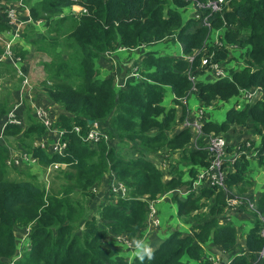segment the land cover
I'll return each mask as SVG.
<instances>
[{"label":"trees","instance_id":"1","mask_svg":"<svg viewBox=\"0 0 264 264\" xmlns=\"http://www.w3.org/2000/svg\"><path fill=\"white\" fill-rule=\"evenodd\" d=\"M9 1L0 0V33L9 30L5 21ZM207 1L218 0H78L85 12L73 13L68 9L71 0H24L33 21L27 32L34 33L38 21V27L46 28L35 41L34 57H44L48 63L40 64L44 78L39 93L59 108L56 118L50 116L53 128L62 131L65 147L62 154L33 147L38 139L51 137L32 114L23 124L21 108L17 111L21 124H8L0 132V162L7 156L1 143L15 141L18 135L20 151L31 154L40 168L61 165L54 172H58V186L50 192L33 181L38 177L31 171L28 180H14L5 176L0 165V264H140L136 258L123 257L112 241L143 238L149 202L169 193H173L177 218L189 232L173 231L144 264H214L208 254H232L241 239L243 251L228 264H264L260 256L264 250V193L252 200L255 214L246 232L227 216L229 191L248 180L250 164L257 162L264 169V0H228L229 10L211 15L212 29L224 32L218 39L221 45L209 41L210 29L199 20L181 16L191 3ZM196 11L208 16L204 9ZM169 42L180 44L184 56L193 57L192 63L154 50ZM21 44L14 47L15 55L24 58L28 50ZM5 45V39L0 40V57ZM231 46L239 50V67L229 69L224 79L203 80L209 66H201V60L226 66ZM120 49L145 51L135 62L141 79H131L116 90L113 76L99 78L97 67L100 61L107 62L105 55ZM8 64L3 61L0 67L9 68ZM192 77L197 79L192 98L200 107L235 99L220 124L203 121L205 133L217 136L246 130L255 136H244L234 147H227L228 159L244 152L223 168L227 192L208 182L193 188L199 170L209 166V155L193 148L190 131L180 125L186 110L178 100L191 90ZM167 91L175 97L173 105L184 109L178 120L175 106L164 107ZM253 91L259 96L256 101H241L243 92ZM9 109L10 105L0 103V129ZM90 120L100 124L107 141H83L91 129ZM74 127L80 129L79 134ZM126 149L128 156L122 154ZM148 151L179 157L167 172L169 180H164L163 169L146 156ZM254 151L258 156H252ZM181 165L188 168L187 174ZM25 167L31 170L33 166ZM112 176L125 185L128 199L113 197L107 187L92 212V189ZM181 187L185 193L178 192ZM238 212L250 216L245 206ZM20 230L26 235L25 250L17 255Z\"/></svg>","mask_w":264,"mask_h":264},{"label":"rangeland","instance_id":"2","mask_svg":"<svg viewBox=\"0 0 264 264\" xmlns=\"http://www.w3.org/2000/svg\"><path fill=\"white\" fill-rule=\"evenodd\" d=\"M226 1V2H225ZM225 2V3H224ZM26 5V3H25ZM202 5H204L203 3H199V5H196V3H191L189 8L187 9V11H184L181 13L182 19H188V18H193L195 20H199L202 24L203 27H206L210 32V37H209V41L214 42L216 44L221 45L220 43H218V39L219 37L223 36V31H219V30H215L212 29V25L209 22V18L211 17L212 14L218 13L221 10H229L228 7V0H223V2L221 4H219L218 9L215 11H211L210 9L205 7H202ZM27 7V5H26ZM201 8L202 10L204 9L205 12L208 13L207 16V21H204V18L202 17L201 13H197L196 9ZM5 9V7H4ZM19 18L22 20L23 19V15L21 12H19ZM5 21H6V11H5ZM36 24V23H35ZM65 26H67V22L64 23ZM29 24L24 25L21 34L19 36V39L16 40L14 42V44L11 47V50L13 52V54L15 55V48H17L18 45H24L26 50H28V53H24V58L19 57L20 59V64L17 65V68L19 69L20 73L17 72L16 67L9 62L10 64H8L9 68L6 66H2L0 67V103L3 102L6 105H10V111L12 110L13 106L15 105L16 101H19L17 99V93L20 90L21 87L28 88V90L26 92L23 91V103H22V107L20 110V114H21V118L20 120L24 121L23 124H25L27 122V118L31 117L32 115H34L33 111L34 110V106H42L44 108H46L50 115H52V117L54 116V118H56L58 112H59V108L55 107L54 105L48 103V101L45 99V97L39 93V85L41 84V81L44 78V73L42 70V67L40 66L41 63H46V60L44 57L41 56H37L34 57L35 54V41L38 39V37L41 36V34H43L45 32V29L42 26L38 27V26H34V33H29L27 32L28 27H26ZM26 27V28H25ZM7 32H9L8 30L3 31L2 33H0V40H4V37H8ZM3 36V37H2ZM16 46V47H15ZM15 47V48H14ZM178 47L180 48V52L177 53ZM157 48V49H155ZM4 49V48H3ZM145 49V48H144ZM144 49H137L135 51H123V49L118 50L115 53H112L110 55H105V60L107 62H102L100 61V67L98 68V77L99 78H104L106 75H112L114 78V87L116 90L119 89H123L124 88V79L130 74V71L127 67L125 68H121V71H119V64H124V63H129L132 57H138L141 56V54H143V51H145ZM154 50H160L161 54L163 55H173L175 57H182V46L180 44H173L172 42L169 43H161L159 45H157L156 47H154ZM58 51V50H57ZM228 54H227V59L229 60V63L225 64L226 66H224L225 71L228 73L229 69H235L238 68L240 63H239V50L237 48H235L234 46L228 47L227 48ZM174 53H177L174 54ZM116 54V58H118L119 60H115V62L111 63L110 65L108 64V61H110L112 55ZM142 58V57H141ZM234 58H236V60H234ZM121 61V62H120ZM108 64V65H107ZM134 65V64H132ZM131 65V66H132ZM49 67V66H48ZM41 68V69H40ZM122 74V75H121ZM22 75L24 76L23 79L21 78ZM121 75V76H119ZM203 80H205L207 77L202 76L201 77ZM212 79V77H210ZM141 79V78H140ZM139 79V80H140ZM23 80V81H22ZM48 84L50 85L51 83L48 82ZM169 92L167 91V94ZM192 93L189 94V99L187 100L188 105L187 104H182L183 107L186 110L185 116L183 118V120L181 121V125L183 123V121L190 117L193 112H194V107L196 104V101L192 98ZM259 98V96L257 94H255V96L252 99V102L255 100H257ZM242 101V100H241ZM235 103V99L227 102V103H222V104H218L217 106H213L210 108H205L204 110V115H205V121H210V122H217L218 124H220L221 121L224 120L225 114L226 112L232 107L234 106ZM173 105V103H172ZM177 108V111L175 112L176 114V120L179 119L180 116H182V110L183 107L182 106H176L173 105ZM164 107L168 108L170 107V103L168 99H165L164 102ZM199 107V105L197 106ZM188 108V110H187ZM236 109H240V105L236 106ZM9 111V112H10ZM189 111V112H188ZM8 112V113H9ZM32 114V115H31ZM8 115V114H7ZM16 116H17V112H16ZM18 118V117H17ZM19 119V118H18ZM204 122H202V125H204ZM21 124V122H20ZM3 130L0 129V132H2ZM191 136H192V141H193V148L196 150H201V151H205V147L207 145V141L209 140V138H215V137H220L222 139H224L227 143V147L229 146H233L234 144L238 142L239 139L241 138H245L244 136H250V138H255L254 134L250 131H244V132H239L238 134L232 133V134H221V135H217L214 136L213 134H207L205 133V131H203V134L200 137H196V134L194 132H190ZM15 137V141H13L14 139L8 140V141H3L1 143V145L4 146V148L7 150V156L5 158L2 159V161L0 162V165L3 166L4 171H5V176L9 179H14V180H28V175L27 173H29V171H31V174L34 176L38 177V181L35 179L33 180L35 183L41 185V186H45V191L46 192H50L52 190V188L54 187L56 189V187L58 186V182H56V178H57V173L52 172L48 178V185H47V181H45V170L41 169L40 170H33V168L38 167V165H35L32 167V169L30 170L28 167L25 168H21V169H14L11 167L6 166V160L9 158L10 155H14V154H18L21 149H19V145L17 144V140L19 139V136L16 135ZM50 144L53 142V138L51 136V140L48 141ZM257 145L259 146V143L257 142ZM19 150V151H18ZM164 151H160L157 153H153L148 151V154L146 155L149 159H151V161L158 166L159 168L163 169V175H164V180H169L170 176L169 173H167L168 171L170 172V169L173 165H175L179 159L178 156H174V155H170V154H164ZM208 153V152H207ZM122 154H126L127 156L129 155V149H126L125 151L122 152ZM209 155V154H208ZM225 159H228L227 157H225ZM209 160V158H208ZM230 161H225L222 165V169H225V166H227V164ZM255 165V162L252 163V166ZM251 164L249 166V169L252 168L254 169V167H252ZM206 169V168H205ZM180 170L187 174L188 168H186L185 165H181L180 166ZM205 170H199V173L197 175V179L201 173H203ZM61 176V175H58ZM251 174L250 171L248 173L247 179L245 182H243L239 187H237L236 189H234L233 191L230 190L229 194L232 197V199L238 198L239 200H244L245 205H240V206H245L246 209L248 210L249 213V217L250 220L253 221V217L255 214L254 210L250 209V204H253V198L257 197V195H259L260 193H253V181L250 178ZM43 181V183H42ZM111 181L110 178H105L99 186L94 187L92 189V193L94 196L93 201L90 204V208L92 210V212H94L97 208V204L102 202V191H104L108 185L107 182L109 183ZM195 181V182H196ZM194 182V183H195ZM193 183V184H194ZM57 184V185H56ZM183 188V187H181ZM179 188L178 192L185 193L184 191L186 190V188L181 189ZM245 189L246 193L243 195L240 193V189ZM177 190V189H176ZM173 193H171L172 195ZM234 197V198H233ZM98 199V201H97ZM239 206V208H240ZM92 207H96L94 210L92 209ZM155 207L158 211V217L160 220V228L164 229V233L161 235V237H159L158 241L159 243L163 242L167 236H169L173 231L175 230H180L182 231L181 227H177V221L179 220L176 215H175V206H172L168 201H160L158 203L155 204ZM238 208V209H239ZM237 209V210H238ZM236 210V211H237ZM242 219L246 218V214H243ZM178 219V220H177ZM180 221V220H179ZM242 226V224H241ZM239 229H241V227H237ZM21 232L18 233V238H17V255H21L24 250H25V241H24V236L22 234H24V230H20ZM186 233L189 232L185 231ZM184 232V233H185ZM23 236V237H22ZM22 237V238H21ZM158 243V244H159ZM157 244V245H158ZM241 244V241H240ZM156 245V246H157ZM120 253L122 252V250H119ZM132 252V250H131ZM128 253V251L126 252ZM134 258V257H133ZM131 260V259H130Z\"/></svg>","mask_w":264,"mask_h":264},{"label":"built area","instance_id":"3","mask_svg":"<svg viewBox=\"0 0 264 264\" xmlns=\"http://www.w3.org/2000/svg\"><path fill=\"white\" fill-rule=\"evenodd\" d=\"M223 0H218L217 2H211L207 1L206 4L202 5V7H205L210 9L211 11H215L218 9L219 4H221ZM8 4L5 5L6 7V24L9 28V32H7L8 37H4L6 41L5 49L3 54L0 57V63L3 61H9L11 62L17 69V72L20 73L19 69L17 68V65L20 64L19 59H15L13 52L11 50L12 45L16 40L19 39V36L21 34V31L26 24H30L33 21L31 20L29 16V11L28 8L26 7L24 0H10L7 2ZM72 5H70V12L73 13H79V12H85L78 6V0H71ZM196 5H199V3H196ZM201 8H198L196 10H199ZM26 11V20H21L19 18V12ZM197 12V11H196ZM199 14V12H197ZM23 15V14H22ZM204 18V21H207V16H202ZM40 24V21L36 22V25ZM123 51H125L123 49ZM110 55V54H107ZM189 61V63H192L193 57H187L184 56L182 53V57ZM134 64L133 62H131ZM201 66L203 67H208L209 70L208 72L204 75L207 77L205 80H211L210 77H212L213 80H221L226 77H228V73L225 71L224 66L218 65L216 63H213L209 65V61L207 59H202L201 60ZM140 67L136 66L135 64L132 65L131 72L130 74L124 79V85L131 79L134 80H139L140 79ZM22 75V79H23ZM190 81L192 82V88L191 90L186 94L185 97L179 99L178 101L181 102V104H187V100L190 98L189 94L194 93L196 91L195 88V83L196 80L195 78H189ZM23 81V80H22ZM28 88L23 89V87L20 88V90L17 93V99L19 101L15 102V105L13 106L12 110L8 113L6 121L4 122L2 126V130L5 128L6 125L8 124H13V125H20V120L16 116V112L22 107L23 103V91L26 92ZM256 92H243L241 100L245 102H251L253 97L255 96ZM172 99H175L174 96H172ZM177 108V107H175ZM34 116L38 120L39 123L42 124V126L46 129L47 133L52 136L53 142L50 144L48 141L49 139L47 138H41L38 139L34 144L33 147L39 148V149H46L49 148L53 153L56 154H62L63 149L65 145L61 141V136H62V131L53 128L54 120L51 118L49 111L42 107V106H34ZM188 110V108H187ZM204 110L205 108L203 107H197L193 114L186 118L182 125V129H188L190 132H194L196 134V137H200L203 134V125L202 122L204 121L203 119L205 118L204 115ZM189 112V111H188ZM91 126V129L87 132L86 137H84L83 141L86 142H91V143H97L100 141L102 138L104 141L108 140L107 134L102 131L100 124L93 122ZM74 132L76 134L80 133V129L78 127H74ZM215 136V135H214ZM193 144V141H192ZM245 147L249 148L250 143L246 142ZM226 149H227V143L224 139L220 137H215V138H209L207 141V145L205 147V150L209 154V166L204 169L205 171L201 173L198 177V180L193 184V188L198 187L201 183L203 182H208L210 186H217L221 188L223 191L227 192L225 185H224V176L225 172L222 169V165L225 161H230L231 163L237 159L240 155H243L244 152L238 153L235 157L231 158L230 160L225 159L227 157L226 154ZM253 157L258 156V151L253 152ZM6 165L11 168H21L23 166H35L37 165V161L32 158L31 154L26 153V152H19L18 154L10 155L9 158L6 160ZM61 168V165L53 164L50 165L45 169V181L48 180L50 174L52 172H55ZM48 185V181H47ZM108 191L111 193V195L115 198H120V199H128V190L125 187V185L121 182H118L115 180L114 176L111 177V181L108 183ZM230 195V194H229ZM234 198V197H233ZM157 203V200H154L152 202H149L148 204V220H147V225L148 227L152 229H156L160 226V220L158 217V211L155 207V204ZM240 205H245L244 200H239L238 198L235 197V199H230L228 200V207L229 209H232L234 207L240 206ZM251 210H254L253 204L249 205ZM255 211V210H254ZM263 229L261 231V235L264 236V218H261ZM24 239H26V235L24 236ZM116 240H118L120 243L124 244L127 248L128 247V241H126L122 237H118ZM27 247V245H26ZM130 249V248H129ZM260 256H264V250H262Z\"/></svg>","mask_w":264,"mask_h":264},{"label":"crops","instance_id":"4","mask_svg":"<svg viewBox=\"0 0 264 264\" xmlns=\"http://www.w3.org/2000/svg\"><path fill=\"white\" fill-rule=\"evenodd\" d=\"M7 4L8 3L6 2L5 5H7ZM65 11H67V10H65ZM21 13L23 14V20H26L27 12L26 11H23ZM35 26H39V24H37ZM180 51L181 50L178 47L177 53H179ZM177 53H174V54L177 55ZM111 57H113V58L110 59L111 63H113V62H115V60H117L116 54L112 55ZM139 59H140V56H138V57H132L129 63H127V64L126 63L121 64L120 65L121 66L120 68H125V67L128 68L129 67L130 70H131V68H132V66H131L132 63L131 62H133L135 64V62L137 60H139ZM119 71H121V69ZM121 75H119V76H121ZM167 99L169 100L170 106H173L172 105V102H171L172 96H171V93L170 92L167 94ZM197 106H198V103L196 102L194 109H196ZM251 166H252V164H251ZM252 167H254V169L252 168V172H251V175H252V178L251 179L253 181L252 183H253V191H254L253 193H258V192L259 193H264V169L260 168L258 166L257 162H255V165L252 166ZM35 169L41 171V169L42 170L43 169L45 170L46 168H44V167L43 168L42 167L40 168L38 166L36 168H33V170H35ZM160 201H168L172 206H175L172 203L171 194L170 193L169 194H165L162 197H160V198L157 199V203L160 202ZM238 208H239V206L234 207L232 209H229L227 216L228 217L231 216L232 218H234L232 220L233 223H234V225H236L237 227H241L246 232L248 230V228H249V225L251 223V220H250V217L246 213H243V212L242 213H239L238 212V210H239ZM175 211H176V208H175ZM243 214H246V218H244V219L241 218ZM175 215H176V212H175ZM241 224H242V226H241ZM176 226L177 227L178 226L181 227L182 228V232L188 231V226L183 225L179 220L177 221ZM160 227L161 226H159L156 229H152V228L148 227V225H147V228H146V230L143 233V238L142 239H144L145 241H147L151 245L152 249L156 248L160 244L159 241H158L159 240L158 238L161 237V235L164 233V229H162ZM169 236H167V237H169ZM112 243H113L114 247L118 248L119 250L120 249L122 250L121 255L123 257H126L129 260L133 258L131 249L127 248L124 244L120 243L116 239H115V241H112ZM242 245H243V239H241V244L239 245V247L236 250L233 251L232 254L221 255L219 252H215V254H211V255L208 254L209 255V258H210V260L214 264H228V262H230L235 256H237L239 253H241L243 251V246ZM127 251H128V253H126ZM192 264H194V263H192Z\"/></svg>","mask_w":264,"mask_h":264},{"label":"clouds","instance_id":"5","mask_svg":"<svg viewBox=\"0 0 264 264\" xmlns=\"http://www.w3.org/2000/svg\"><path fill=\"white\" fill-rule=\"evenodd\" d=\"M128 247L132 250L134 258L140 261V264H144L145 260H152L154 256V250L151 245L142 238L133 237L128 242Z\"/></svg>","mask_w":264,"mask_h":264},{"label":"water","instance_id":"6","mask_svg":"<svg viewBox=\"0 0 264 264\" xmlns=\"http://www.w3.org/2000/svg\"><path fill=\"white\" fill-rule=\"evenodd\" d=\"M92 124H93L92 120L88 121V125H92Z\"/></svg>","mask_w":264,"mask_h":264}]
</instances>
